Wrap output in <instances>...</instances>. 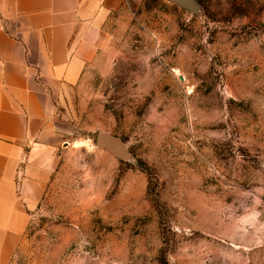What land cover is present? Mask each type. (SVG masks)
I'll list each match as a JSON object with an SVG mask.
<instances>
[{"label": "rangeland", "instance_id": "1", "mask_svg": "<svg viewBox=\"0 0 264 264\" xmlns=\"http://www.w3.org/2000/svg\"><path fill=\"white\" fill-rule=\"evenodd\" d=\"M197 1H115L11 264H264V0Z\"/></svg>", "mask_w": 264, "mask_h": 264}, {"label": "crops", "instance_id": "2", "mask_svg": "<svg viewBox=\"0 0 264 264\" xmlns=\"http://www.w3.org/2000/svg\"><path fill=\"white\" fill-rule=\"evenodd\" d=\"M115 1L0 0V264L59 165L55 104L97 60Z\"/></svg>", "mask_w": 264, "mask_h": 264}, {"label": "water", "instance_id": "3", "mask_svg": "<svg viewBox=\"0 0 264 264\" xmlns=\"http://www.w3.org/2000/svg\"><path fill=\"white\" fill-rule=\"evenodd\" d=\"M170 2L193 14H198L202 8L197 0H170ZM96 145L100 148L112 152L119 158H127V152L123 144L118 139L108 134L98 133L96 138Z\"/></svg>", "mask_w": 264, "mask_h": 264}]
</instances>
